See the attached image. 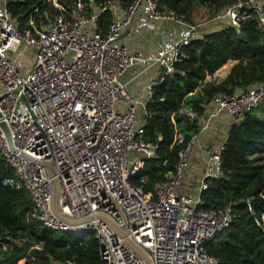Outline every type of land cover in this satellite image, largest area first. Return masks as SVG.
<instances>
[{
	"label": "built area",
	"instance_id": "built-area-1",
	"mask_svg": "<svg viewBox=\"0 0 264 264\" xmlns=\"http://www.w3.org/2000/svg\"><path fill=\"white\" fill-rule=\"evenodd\" d=\"M27 1L0 0V122L11 137L10 143L0 124V155L8 169L3 184L29 196L43 227L94 231L99 264L145 262L97 215L126 230L152 264H216L208 243L229 226L233 210L205 208L203 192L208 179L224 175L230 126L264 106V80L217 93L203 113L181 108L197 131L189 140L176 131L181 148L174 168L150 193L143 188L146 175L140 185L132 179L159 152L146 130L154 86L177 72L194 40L227 26L239 32L253 15L264 24V2L240 0L194 22L160 0H29L27 10L14 13L12 2ZM108 10L113 17L103 31L100 18ZM130 68L135 72L123 80ZM152 72L156 76L138 94L139 79ZM224 115L232 121L208 149L197 192L181 191L192 152L204 147L203 136L216 131ZM55 181L60 214L52 200ZM88 216L94 218L68 221ZM0 236L12 239L6 228ZM54 264L78 263L64 258Z\"/></svg>",
	"mask_w": 264,
	"mask_h": 264
},
{
	"label": "trees",
	"instance_id": "trees-1",
	"mask_svg": "<svg viewBox=\"0 0 264 264\" xmlns=\"http://www.w3.org/2000/svg\"><path fill=\"white\" fill-rule=\"evenodd\" d=\"M28 1L12 2L14 13L27 10ZM237 1L160 0V5L189 17L196 5H209L214 13ZM26 17L22 15L20 21ZM112 17L109 10L101 16L103 31ZM185 52L186 57L176 63L177 72L154 86L148 103L151 117L146 130L159 143V152L156 158L147 159L132 179L140 185V178L146 175V193L152 192L154 184L163 180L177 162L181 145L175 141L176 131L182 132L186 140L197 131L196 123L181 114V108L203 113L217 93H233L264 80V24L253 15L239 32L227 26L194 40ZM229 60L237 63L226 78L206 82ZM256 110L230 126L223 152L224 175L208 179V188L203 192L205 208L231 205L233 210L229 226L208 243L216 264H264V158L256 156L264 150V110L263 114ZM7 174L0 155V231L6 228L12 235L11 240L0 236V264H54V260L64 258H73L78 264H99L100 242L94 231L77 233L43 227L34 215L29 196L3 184ZM36 243H42V249L36 248Z\"/></svg>",
	"mask_w": 264,
	"mask_h": 264
},
{
	"label": "crops",
	"instance_id": "crops-1",
	"mask_svg": "<svg viewBox=\"0 0 264 264\" xmlns=\"http://www.w3.org/2000/svg\"><path fill=\"white\" fill-rule=\"evenodd\" d=\"M236 63L237 62L234 60H229L226 63V65H224L221 74L222 79H219L220 81L227 77L232 67ZM135 70L136 68H130L125 74L123 80H126L129 76H131L135 72ZM219 73H221V71L220 72L218 71V75L221 77ZM155 76H156V72H152L149 75L139 79L138 94H143L146 83L153 80ZM231 121H232L231 118L224 115L222 117V120L218 123L216 131L212 132L211 134L209 133L203 136L201 140V144L204 147L198 148L192 152L190 166L186 171L185 179L181 191L188 192L191 194H195L197 192L205 168V160L208 154V149L214 146L215 143L221 138L222 134L225 132V129L227 128L228 124Z\"/></svg>",
	"mask_w": 264,
	"mask_h": 264
},
{
	"label": "water",
	"instance_id": "water-1",
	"mask_svg": "<svg viewBox=\"0 0 264 264\" xmlns=\"http://www.w3.org/2000/svg\"><path fill=\"white\" fill-rule=\"evenodd\" d=\"M0 118H1V114H0ZM1 126L3 127V129L5 130L6 132V135L8 137V140L9 142L11 143V137H10V131L8 129V127L6 126L5 123L3 122H0ZM57 194H58V185H57V182L55 181L54 182V188H53V205H54V209H55V212L60 214V212L58 211L57 209V205H56V199H57ZM98 218H101L103 220H106L110 226L112 228H114L117 232H119L126 240V242L129 244V246L138 254L142 257V259L144 260L145 264H152L151 263V260L148 256V254L146 253L145 250H143L136 242H134L128 235V232L120 227H118L116 225V223L108 216L106 215H97ZM94 217L93 216H88V217H85L81 220H70L68 219L69 222H71L72 224H75V223H78L80 221H87V220H91L93 219Z\"/></svg>",
	"mask_w": 264,
	"mask_h": 264
},
{
	"label": "rangeland",
	"instance_id": "rangeland-1",
	"mask_svg": "<svg viewBox=\"0 0 264 264\" xmlns=\"http://www.w3.org/2000/svg\"><path fill=\"white\" fill-rule=\"evenodd\" d=\"M262 2H264V0H261ZM215 14L212 12L211 8L209 7V5H203V4H200V5H196L194 6L192 9H191V12H190V15H189V19L191 21H194V22H202V21H206L208 19H210L212 16H214ZM27 58V57H26ZM28 61H30L28 58H27ZM232 63V62H231ZM226 65V64H225ZM224 67V66H223ZM221 67L219 69V72L221 71V73H219L220 75L222 74V68ZM226 68V66H225ZM217 80H216V83L219 82L220 80L219 79H222V75L221 77L217 74L216 76ZM212 79L208 76L206 78V82H209L211 81ZM263 110H264V106H261L259 107L256 111L259 113V114H263ZM264 149V147H263ZM256 156H260V157H263L264 158V150L262 153H259L257 154Z\"/></svg>",
	"mask_w": 264,
	"mask_h": 264
}]
</instances>
